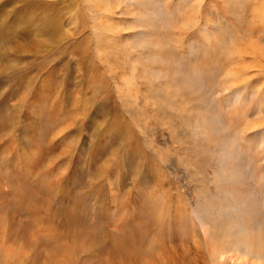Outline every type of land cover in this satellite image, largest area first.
<instances>
[{"label":"rangeland","instance_id":"1","mask_svg":"<svg viewBox=\"0 0 264 264\" xmlns=\"http://www.w3.org/2000/svg\"><path fill=\"white\" fill-rule=\"evenodd\" d=\"M259 217L264 0H0V264H264Z\"/></svg>","mask_w":264,"mask_h":264},{"label":"bare ground","instance_id":"2","mask_svg":"<svg viewBox=\"0 0 264 264\" xmlns=\"http://www.w3.org/2000/svg\"><path fill=\"white\" fill-rule=\"evenodd\" d=\"M32 14V13H30ZM15 21V20H14ZM18 23H32L33 22V17L32 15H27L25 17H18L17 18ZM42 23L39 25L40 30L42 31V34L49 37L51 34V26H50V22L48 19L43 18V20L41 21ZM53 22V21H52ZM16 23V22H15ZM235 153H230L229 157L231 160L232 156ZM234 157V156H233ZM233 170V169H232ZM231 174V173H230ZM238 191V190H237ZM241 192V191H240ZM238 193V192H236ZM240 194V193H238ZM237 195V194H235ZM238 197V196H237ZM238 201V200H237ZM240 201H242V203L244 204L245 208L247 210H251L254 209V204L251 203L248 199L246 195L240 196ZM241 203V204H242ZM261 204V202H260ZM262 205V204H261ZM257 206V205H256ZM29 209H32V207L30 205H28ZM224 206H220V210L224 209ZM255 211V210H254ZM238 215V214H237ZM247 215V214H246ZM246 218V217H245ZM248 218V217H247ZM215 221V220H214ZM212 222V221H211ZM264 225L263 224V219L262 217L260 218H256L255 221H251L249 222L247 225H242V230L241 227L238 226V230H239V234H238V239L240 242H244L243 245L247 246V251L248 254L251 255V257L255 258L256 260H261V256L259 255L260 250L262 249L260 247V239H259V235L257 236V231L259 230L260 226ZM237 230V231H238ZM227 231V230H225ZM259 233V232H258ZM238 244V243H237ZM237 244H233V245H237ZM222 248V247H221ZM261 248V249H260ZM215 251V250H214ZM246 251V249H245ZM238 253L237 249H234V246H228L226 250H218L216 251V253H214L219 259H223L227 256V254H236ZM247 254V255H248ZM239 256V255H238ZM240 258L242 257V255L239 256ZM252 258V259H253Z\"/></svg>","mask_w":264,"mask_h":264}]
</instances>
